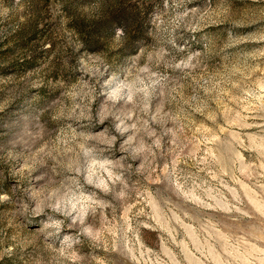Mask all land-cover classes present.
<instances>
[{
	"label": "rangeland",
	"instance_id": "obj_1",
	"mask_svg": "<svg viewBox=\"0 0 264 264\" xmlns=\"http://www.w3.org/2000/svg\"><path fill=\"white\" fill-rule=\"evenodd\" d=\"M0 264H264V0H0Z\"/></svg>",
	"mask_w": 264,
	"mask_h": 264
},
{
	"label": "trees",
	"instance_id": "obj_2",
	"mask_svg": "<svg viewBox=\"0 0 264 264\" xmlns=\"http://www.w3.org/2000/svg\"><path fill=\"white\" fill-rule=\"evenodd\" d=\"M105 10V9H103ZM126 11H127V8L126 7H123V5L121 4V2L118 4V8L117 9H114V11H112V13H117L118 14V17H119V23L120 25L126 30V23L125 22H128L126 20ZM108 22V21H107ZM109 23V22H108ZM107 23V24H108ZM92 25H94L95 27L98 25H96V23H93Z\"/></svg>",
	"mask_w": 264,
	"mask_h": 264
}]
</instances>
